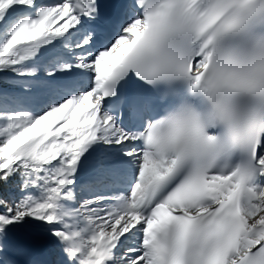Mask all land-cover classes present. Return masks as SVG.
Returning <instances> with one entry per match:
<instances>
[{
	"label": "snow or ice",
	"instance_id": "snow-or-ice-1",
	"mask_svg": "<svg viewBox=\"0 0 264 264\" xmlns=\"http://www.w3.org/2000/svg\"><path fill=\"white\" fill-rule=\"evenodd\" d=\"M0 264H264V0H0Z\"/></svg>",
	"mask_w": 264,
	"mask_h": 264
},
{
	"label": "bare ground",
	"instance_id": "bare-ground-1",
	"mask_svg": "<svg viewBox=\"0 0 264 264\" xmlns=\"http://www.w3.org/2000/svg\"><path fill=\"white\" fill-rule=\"evenodd\" d=\"M23 257V256H22ZM28 257H24V259H27ZM20 259H21V257H20Z\"/></svg>",
	"mask_w": 264,
	"mask_h": 264
},
{
	"label": "rangeland",
	"instance_id": "rangeland-1",
	"mask_svg": "<svg viewBox=\"0 0 264 264\" xmlns=\"http://www.w3.org/2000/svg\"><path fill=\"white\" fill-rule=\"evenodd\" d=\"M21 259L23 260V259H24V257H21Z\"/></svg>",
	"mask_w": 264,
	"mask_h": 264
}]
</instances>
